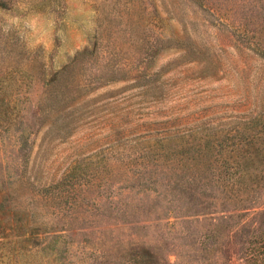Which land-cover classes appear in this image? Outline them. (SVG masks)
<instances>
[{
    "label": "rangeland",
    "instance_id": "1",
    "mask_svg": "<svg viewBox=\"0 0 264 264\" xmlns=\"http://www.w3.org/2000/svg\"><path fill=\"white\" fill-rule=\"evenodd\" d=\"M263 53L264 0H0V264H247L192 244L264 138Z\"/></svg>",
    "mask_w": 264,
    "mask_h": 264
},
{
    "label": "trees",
    "instance_id": "2",
    "mask_svg": "<svg viewBox=\"0 0 264 264\" xmlns=\"http://www.w3.org/2000/svg\"><path fill=\"white\" fill-rule=\"evenodd\" d=\"M251 120L254 121V126H257L256 132L264 135V107L263 109L258 107ZM252 142V145L248 143L237 148V156L240 157V162L222 163V171L226 170V172L225 175H222L224 185L220 183L223 193L221 198L225 206H228L226 208H230L222 210L219 217H214L213 223L212 220L208 222L209 227H205L200 232L198 241L192 244L196 251L206 252L201 258L207 263L211 262L212 258L208 256L210 255V247L217 244L219 235L222 232L223 236L226 235L227 238L232 240L231 243L238 244V250L243 255L241 258L247 264H264V175H249L251 169L259 168L261 170L264 167V138L259 141L256 138ZM257 164H259V167ZM200 176L205 177V179L208 178V175ZM190 178L195 179L193 176ZM262 188L261 194L255 196ZM180 192L186 195L185 190ZM192 193L190 191L189 198L194 202L195 196ZM7 199L8 195L4 196V200L7 201ZM168 200L171 202L172 197ZM0 206L3 208L5 204L1 203ZM195 215H199V213H195ZM17 216L21 218V215L17 214ZM6 220V217L4 219L0 218V237L5 234L6 226L3 223ZM217 223H220L221 230L211 228V225ZM168 225L169 230L167 233L175 231V223L168 220ZM133 239L135 237H131V240ZM140 250L132 248L131 251L134 253H131V255L140 254ZM143 250H145L142 251L143 257L152 254L151 250L144 248ZM214 262L218 264L219 260Z\"/></svg>",
    "mask_w": 264,
    "mask_h": 264
}]
</instances>
